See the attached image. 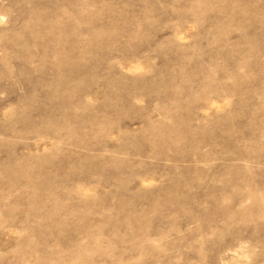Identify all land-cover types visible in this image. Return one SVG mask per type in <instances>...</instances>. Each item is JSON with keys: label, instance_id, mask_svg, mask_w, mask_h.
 <instances>
[{"label": "rangeland", "instance_id": "obj_1", "mask_svg": "<svg viewBox=\"0 0 264 264\" xmlns=\"http://www.w3.org/2000/svg\"><path fill=\"white\" fill-rule=\"evenodd\" d=\"M0 264H264V0H0Z\"/></svg>", "mask_w": 264, "mask_h": 264}]
</instances>
